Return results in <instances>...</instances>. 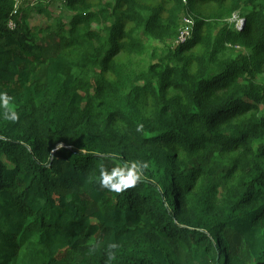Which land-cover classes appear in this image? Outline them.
<instances>
[{
    "label": "trees",
    "instance_id": "obj_1",
    "mask_svg": "<svg viewBox=\"0 0 264 264\" xmlns=\"http://www.w3.org/2000/svg\"><path fill=\"white\" fill-rule=\"evenodd\" d=\"M48 1L0 0V264H264V0Z\"/></svg>",
    "mask_w": 264,
    "mask_h": 264
},
{
    "label": "clouds",
    "instance_id": "obj_2",
    "mask_svg": "<svg viewBox=\"0 0 264 264\" xmlns=\"http://www.w3.org/2000/svg\"><path fill=\"white\" fill-rule=\"evenodd\" d=\"M0 115L11 122H17L20 118L18 112L14 109L13 97L6 92H0ZM142 127V125H139L137 131H141ZM148 168L149 163L147 161H133L125 163L123 166L116 165L111 170L102 166L99 177L100 186L110 192H123L134 187ZM110 247L115 248L116 245L112 244Z\"/></svg>",
    "mask_w": 264,
    "mask_h": 264
},
{
    "label": "rangeland",
    "instance_id": "obj_3",
    "mask_svg": "<svg viewBox=\"0 0 264 264\" xmlns=\"http://www.w3.org/2000/svg\"><path fill=\"white\" fill-rule=\"evenodd\" d=\"M143 3L150 5V6H157L160 1L159 0H140ZM27 2H36L37 4H39L40 2H42V4H40L41 6H46L49 10L50 15H42V14H38L35 13L33 14V20H32V26L33 27H44V26H48L49 24H52L55 22L56 19H58L59 17H62L66 22L68 21V15L69 13L67 11H65V8L63 6H61V4H59L58 2H50L48 0H43V1H39L37 2V0H28L26 2H23L22 4L25 5ZM48 2V3H47ZM27 6V5H25ZM204 10H209L208 8H204ZM187 18H183L181 23H182V29L181 32L187 36V34L189 33V27H190V23L188 21H186ZM241 18L239 16H236L231 22L233 24L238 25V23H241ZM186 36L181 37L182 40H185ZM147 50H148V54L146 56H144V59L147 61L150 60V56L153 53H156L158 56H162L166 47L164 44L160 43V42H156V41H151V40H147ZM170 44V42H169ZM176 44V45H175ZM171 45H175L177 46V43H171ZM174 46V47H175Z\"/></svg>",
    "mask_w": 264,
    "mask_h": 264
},
{
    "label": "built area",
    "instance_id": "obj_4",
    "mask_svg": "<svg viewBox=\"0 0 264 264\" xmlns=\"http://www.w3.org/2000/svg\"><path fill=\"white\" fill-rule=\"evenodd\" d=\"M59 1L65 3L67 0H59ZM22 2H23V0H17V6H16V7L20 6V5L22 4ZM186 21H188V22L190 23L189 33H188L187 36H186V35H184V34L181 32V35H180V38H179V42H180V43H184V42H186V41L191 37V33H192V28H193V26H194V22H193L192 20H190V19H186ZM243 25H244V22H243V20H241V23H238L237 27H238V28H241ZM183 36H186L185 40H182V39H181V37H183ZM179 42H178V43H179Z\"/></svg>",
    "mask_w": 264,
    "mask_h": 264
}]
</instances>
